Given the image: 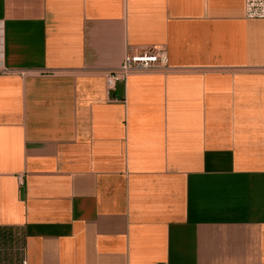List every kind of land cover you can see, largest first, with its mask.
Returning a JSON list of instances; mask_svg holds the SVG:
<instances>
[{"label":"crops","instance_id":"1","mask_svg":"<svg viewBox=\"0 0 264 264\" xmlns=\"http://www.w3.org/2000/svg\"><path fill=\"white\" fill-rule=\"evenodd\" d=\"M0 26V264H264L245 0H0ZM149 46L168 67L108 90Z\"/></svg>","mask_w":264,"mask_h":264},{"label":"built area","instance_id":"2","mask_svg":"<svg viewBox=\"0 0 264 264\" xmlns=\"http://www.w3.org/2000/svg\"><path fill=\"white\" fill-rule=\"evenodd\" d=\"M246 17L250 19H264V0H245ZM0 26V42H1ZM1 44V43H0ZM168 67L166 51L158 46L132 49L126 51L122 63L105 73L108 90L115 88L118 82H126L128 77L139 72H150ZM23 264H26L24 262Z\"/></svg>","mask_w":264,"mask_h":264}]
</instances>
